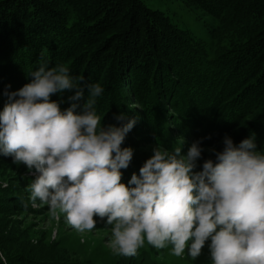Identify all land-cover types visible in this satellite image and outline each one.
Segmentation results:
<instances>
[{
	"label": "clouds",
	"instance_id": "1",
	"mask_svg": "<svg viewBox=\"0 0 264 264\" xmlns=\"http://www.w3.org/2000/svg\"><path fill=\"white\" fill-rule=\"evenodd\" d=\"M31 76L18 91L4 92L0 154L39 173L28 186L32 202L64 213L81 233L96 228V217L106 221L108 246L118 255L134 256L146 241L157 250L171 245L176 257L187 249L195 260L210 241L212 264H264V150L254 136L238 146L225 137L216 162L205 160L200 171L198 142L186 155L184 141L172 151L157 145L125 184L121 169L134 150L122 144L136 119L102 126L95 104L104 89L87 84L85 99L84 78L63 64L42 62ZM65 90L75 94L61 110L51 97Z\"/></svg>",
	"mask_w": 264,
	"mask_h": 264
},
{
	"label": "rangeland",
	"instance_id": "2",
	"mask_svg": "<svg viewBox=\"0 0 264 264\" xmlns=\"http://www.w3.org/2000/svg\"><path fill=\"white\" fill-rule=\"evenodd\" d=\"M145 4L152 10L165 12L174 23L200 41L204 45L201 57L207 63L201 68L213 66L211 69L216 75L211 76L213 79H205L206 70L198 71L197 82L191 80L192 92L187 91L177 70L172 67L173 63L163 59L169 64L168 69L178 87L170 93L165 81L161 82L162 78L153 82L159 70L156 66L148 69V63L143 59L136 60L132 70L124 65V70L120 65L112 68L108 65L102 77L101 72L94 74L95 70H92L93 81L88 84L99 83L104 89L95 104L102 126H120L136 119L122 144V147L134 150L129 167L121 169L122 183L127 184L133 173L139 175V169L153 155L157 145L172 151L184 141L182 154L186 155L190 146L198 142L203 151L194 171L202 170L205 160L216 162V152L223 151L225 137L238 146L244 139L254 136L257 148L264 150V91L252 96L249 93L251 87L247 85L240 91L238 87L243 82L235 84L228 71H222V65H226L233 55L231 43L241 39L247 30L236 23L223 24L192 0H145ZM79 12L75 9L72 14ZM94 34V30L89 33L93 41ZM2 58L0 111L8 102L4 92L18 91L30 83L31 73L40 67L34 65L42 62H47L49 67L64 65L60 59L37 56L39 62L29 63V66L18 62L12 68ZM68 68L73 77H78V72ZM221 71L224 77L219 74ZM190 73L193 76L194 71ZM200 81L209 84L200 87ZM86 85H81L85 99ZM74 94L75 90H65L52 95L51 99L60 102L61 110H65L72 103L68 97ZM77 103L82 106L84 100ZM121 113L125 114V119L118 121L115 117ZM38 175L34 168L30 170L23 163H15L12 156L0 154V264H212L207 246L210 241L195 260L188 255L187 249L183 256L176 257L171 254V245L157 250L146 241L134 256L116 254L108 246L112 226L106 225V221L96 217V228L81 233L67 224L64 213L58 210L52 215L47 205L30 200L28 186ZM13 256L15 260H10Z\"/></svg>",
	"mask_w": 264,
	"mask_h": 264
},
{
	"label": "trees",
	"instance_id": "3",
	"mask_svg": "<svg viewBox=\"0 0 264 264\" xmlns=\"http://www.w3.org/2000/svg\"><path fill=\"white\" fill-rule=\"evenodd\" d=\"M192 1L223 24L236 23L247 30L231 43L233 55L222 71H228L235 84L243 82L240 91L247 85L252 96L263 92L264 0ZM75 9L80 12L73 15ZM93 30L94 41L89 35ZM203 46L165 12L150 9L145 0H0V55L5 56L0 58L12 68L18 62L25 66L39 62L37 56L60 59L84 78L82 86L93 81L92 70L94 74L101 72L102 77L108 65L132 70L136 60L143 59L148 69L156 66L159 70L153 82L162 78L172 93L178 87L166 59L173 63L186 90L192 92L191 80L197 82L198 71L206 70L205 79L216 75L213 66L201 68L207 65L201 57ZM206 84L200 81L199 86ZM9 259L15 260V256Z\"/></svg>",
	"mask_w": 264,
	"mask_h": 264
}]
</instances>
